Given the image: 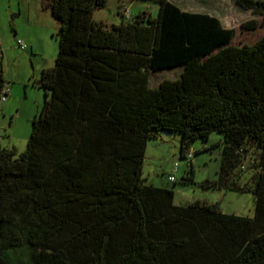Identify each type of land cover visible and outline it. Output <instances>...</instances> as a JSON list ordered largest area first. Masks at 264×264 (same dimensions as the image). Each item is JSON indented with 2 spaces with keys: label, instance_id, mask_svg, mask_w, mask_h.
I'll list each match as a JSON object with an SVG mask.
<instances>
[{
  "label": "trees",
  "instance_id": "1",
  "mask_svg": "<svg viewBox=\"0 0 264 264\" xmlns=\"http://www.w3.org/2000/svg\"><path fill=\"white\" fill-rule=\"evenodd\" d=\"M149 1L157 16L109 25L94 18L108 0H48L60 29L44 104L23 152L0 143V264H264V33L237 44L215 15ZM235 2L264 25V0ZM6 86L1 69L0 100ZM164 131L190 160L197 140L222 133L218 177L201 184L253 193L255 215L177 204L172 186L148 183L147 144ZM194 176L190 163L184 180Z\"/></svg>",
  "mask_w": 264,
  "mask_h": 264
},
{
  "label": "rangeland",
  "instance_id": "2",
  "mask_svg": "<svg viewBox=\"0 0 264 264\" xmlns=\"http://www.w3.org/2000/svg\"><path fill=\"white\" fill-rule=\"evenodd\" d=\"M185 10L206 12L219 17L226 27H235L237 44H250L264 33L261 17L241 8L235 0H173ZM48 0H0V46L4 57L0 58L9 92L8 101L0 100V143L15 148L18 153L27 148L34 116L45 101L46 88L41 85L42 70L55 64L59 52L60 23L46 7ZM147 11L157 16L159 3L149 0H108L106 7L94 10V18L111 25L122 20H133L139 12ZM256 19L260 25L255 29L241 28L243 23ZM22 39L28 48H21ZM183 68L163 69L152 72L150 85L155 87L164 79H176ZM223 137L214 132L208 142L197 140L192 148V159L181 157L182 135L177 132H162L158 138L148 141L143 165V177L148 183L170 185L175 189V200L187 204L194 200L219 203L228 213L255 215L256 199L253 193L213 189L202 186V181L218 177L221 167V148L212 143ZM257 152L252 149L244 162L251 170ZM176 182L169 179L175 164ZM192 163L194 180L185 181L189 164Z\"/></svg>",
  "mask_w": 264,
  "mask_h": 264
},
{
  "label": "built area",
  "instance_id": "3",
  "mask_svg": "<svg viewBox=\"0 0 264 264\" xmlns=\"http://www.w3.org/2000/svg\"><path fill=\"white\" fill-rule=\"evenodd\" d=\"M17 43L23 49H27L28 48L27 43H25V41H23L22 39H18ZM0 55H1V52H0ZM9 92H10L9 87L8 86L4 87L3 93H2V100H6L7 99ZM189 156H192V153H190ZM178 168H179V164L176 163L175 166L173 167L172 173L169 175V179L171 181H175L176 180L175 173L178 171Z\"/></svg>",
  "mask_w": 264,
  "mask_h": 264
},
{
  "label": "crops",
  "instance_id": "4",
  "mask_svg": "<svg viewBox=\"0 0 264 264\" xmlns=\"http://www.w3.org/2000/svg\"><path fill=\"white\" fill-rule=\"evenodd\" d=\"M184 9V8H183ZM1 57H4V53H3V50H2V56ZM6 79V78H5ZM7 81V80H6ZM7 86H8V83H7ZM11 92V91H10ZM9 96V95H8ZM7 101H8V98H7ZM176 202V200H175ZM177 203V202H176ZM190 203V202H189ZM177 204H180V203H177ZM188 204V203H187ZM224 211V210H223Z\"/></svg>",
  "mask_w": 264,
  "mask_h": 264
}]
</instances>
